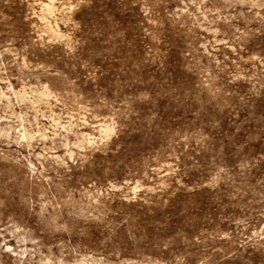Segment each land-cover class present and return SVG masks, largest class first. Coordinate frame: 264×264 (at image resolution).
<instances>
[{
    "label": "rangeland",
    "instance_id": "rangeland-1",
    "mask_svg": "<svg viewBox=\"0 0 264 264\" xmlns=\"http://www.w3.org/2000/svg\"><path fill=\"white\" fill-rule=\"evenodd\" d=\"M0 264H264V0H0Z\"/></svg>",
    "mask_w": 264,
    "mask_h": 264
}]
</instances>
